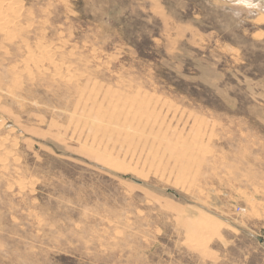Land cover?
<instances>
[{
    "label": "rangeland",
    "instance_id": "rangeland-1",
    "mask_svg": "<svg viewBox=\"0 0 264 264\" xmlns=\"http://www.w3.org/2000/svg\"><path fill=\"white\" fill-rule=\"evenodd\" d=\"M10 1L0 264H264V13Z\"/></svg>",
    "mask_w": 264,
    "mask_h": 264
},
{
    "label": "clouds",
    "instance_id": "clouds-1",
    "mask_svg": "<svg viewBox=\"0 0 264 264\" xmlns=\"http://www.w3.org/2000/svg\"><path fill=\"white\" fill-rule=\"evenodd\" d=\"M231 5L228 11L237 21H241L245 13L249 16L264 13V0H231Z\"/></svg>",
    "mask_w": 264,
    "mask_h": 264
},
{
    "label": "bare ground",
    "instance_id": "bare-ground-1",
    "mask_svg": "<svg viewBox=\"0 0 264 264\" xmlns=\"http://www.w3.org/2000/svg\"><path fill=\"white\" fill-rule=\"evenodd\" d=\"M3 1H4V0H3ZM9 1H10V0H9ZM10 2H12V1H10ZM17 2H18V1H17ZM0 3H1V2H0ZM12 3H13V2H12ZM18 3H19V2H18ZM1 4H2V3H1ZM10 5H11V4H10ZM3 6H5V5H3ZM3 6H2V7H3ZM11 7H12V5H11L9 8H8V7H6V8H8V10H10ZM4 9H5V8H4ZM0 10H1V9H0ZM2 10H3V8H2ZM5 10H6V9H5ZM14 11H15V10H14ZM3 12H4V11H0V17H1V18L5 17V16L3 15ZM7 12L9 13V11H7ZM4 13H6V12H4ZM15 13H16V12H15ZM6 14H7V13H6ZM6 17L8 18V16H6ZM0 21H1V20H0ZM13 21H14V19H13ZM4 22H5V21H2L1 23H4ZM6 22H8V21H6ZM10 23H11V22H8V24H10ZM8 24H7V25H8ZM0 27H2V24H1ZM0 29H1V28H0ZM3 29H4V28H3ZM44 48H45V47H44ZM44 48H43V50H44ZM41 50H42V49H41ZM45 50H46V49H45ZM47 51L50 52V50H48V49H47ZM49 52H48V54H50ZM42 53H43V52H42ZM44 55H45V54H44ZM44 55L42 54L41 56H44ZM45 57H46V56H45ZM48 57L50 58L49 55H48ZM48 57H46V59H48ZM33 59H34V63L38 64L39 62L42 63L44 58H43V59L40 58V60H35V59H37V58H33ZM27 60H28V58H27Z\"/></svg>",
    "mask_w": 264,
    "mask_h": 264
}]
</instances>
